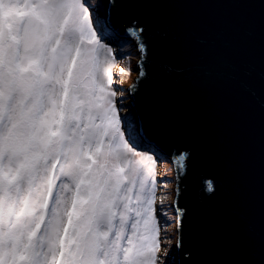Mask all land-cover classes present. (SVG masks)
<instances>
[{
    "label": "snow or ice",
    "instance_id": "6c2138e0",
    "mask_svg": "<svg viewBox=\"0 0 264 264\" xmlns=\"http://www.w3.org/2000/svg\"><path fill=\"white\" fill-rule=\"evenodd\" d=\"M110 27L83 0H0V264H157L152 162L122 131Z\"/></svg>",
    "mask_w": 264,
    "mask_h": 264
},
{
    "label": "water",
    "instance_id": "95a60500",
    "mask_svg": "<svg viewBox=\"0 0 264 264\" xmlns=\"http://www.w3.org/2000/svg\"><path fill=\"white\" fill-rule=\"evenodd\" d=\"M100 11L139 50L129 104L141 138L175 160V264H264V0Z\"/></svg>",
    "mask_w": 264,
    "mask_h": 264
},
{
    "label": "rangeland",
    "instance_id": "374dc122",
    "mask_svg": "<svg viewBox=\"0 0 264 264\" xmlns=\"http://www.w3.org/2000/svg\"><path fill=\"white\" fill-rule=\"evenodd\" d=\"M22 2V0H21ZM89 7L92 17H100L95 14L89 0H83ZM101 18V17H100ZM112 33L111 30H109ZM101 43L108 48L113 49L110 54L111 71L113 85L112 90L116 92L115 102L118 112L122 117L130 116L134 118L135 132L133 138L128 136L127 124L122 123V131H125L126 140L134 147L136 158L147 157L152 162L153 171L149 177L150 183L155 182V201L154 209L157 222L161 228L160 250L157 253V264H175L176 263V209L173 205V199L176 195V174L175 163L172 155H158L155 150L146 143L139 134L136 116L130 106V85L138 76V60L140 58L137 45L131 39H116L113 34L101 32ZM124 68L121 73L120 69Z\"/></svg>",
    "mask_w": 264,
    "mask_h": 264
},
{
    "label": "bare ground",
    "instance_id": "6f19581e",
    "mask_svg": "<svg viewBox=\"0 0 264 264\" xmlns=\"http://www.w3.org/2000/svg\"><path fill=\"white\" fill-rule=\"evenodd\" d=\"M89 1L92 11L101 17V11H100L101 0H89Z\"/></svg>",
    "mask_w": 264,
    "mask_h": 264
},
{
    "label": "trees",
    "instance_id": "16d2710c",
    "mask_svg": "<svg viewBox=\"0 0 264 264\" xmlns=\"http://www.w3.org/2000/svg\"><path fill=\"white\" fill-rule=\"evenodd\" d=\"M173 163H175V160L173 159Z\"/></svg>",
    "mask_w": 264,
    "mask_h": 264
}]
</instances>
